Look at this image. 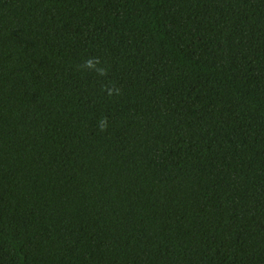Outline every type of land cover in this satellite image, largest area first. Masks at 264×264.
Segmentation results:
<instances>
[{
  "label": "trees",
  "instance_id": "obj_1",
  "mask_svg": "<svg viewBox=\"0 0 264 264\" xmlns=\"http://www.w3.org/2000/svg\"><path fill=\"white\" fill-rule=\"evenodd\" d=\"M0 264H264V0H0Z\"/></svg>",
  "mask_w": 264,
  "mask_h": 264
},
{
  "label": "clouds",
  "instance_id": "obj_2",
  "mask_svg": "<svg viewBox=\"0 0 264 264\" xmlns=\"http://www.w3.org/2000/svg\"><path fill=\"white\" fill-rule=\"evenodd\" d=\"M89 64H91V62H89Z\"/></svg>",
  "mask_w": 264,
  "mask_h": 264
}]
</instances>
